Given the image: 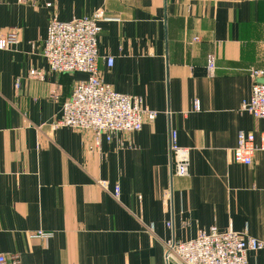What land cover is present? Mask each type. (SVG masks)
I'll return each mask as SVG.
<instances>
[{"label": "crops", "instance_id": "0c3cea01", "mask_svg": "<svg viewBox=\"0 0 264 264\" xmlns=\"http://www.w3.org/2000/svg\"><path fill=\"white\" fill-rule=\"evenodd\" d=\"M97 10L101 80L155 113L139 132L99 146L53 130L86 76L52 73L42 56L49 20ZM13 31L17 43L0 50V254L20 264H166V242L213 226L264 243V153L250 166L231 157L239 132L260 142L262 123L241 105L249 70L264 67V0H0V38ZM170 130L189 149L185 178L172 176ZM246 257L264 264V249Z\"/></svg>", "mask_w": 264, "mask_h": 264}, {"label": "built area", "instance_id": "2783aa9c", "mask_svg": "<svg viewBox=\"0 0 264 264\" xmlns=\"http://www.w3.org/2000/svg\"><path fill=\"white\" fill-rule=\"evenodd\" d=\"M27 0H18L26 2ZM46 2L47 0H41ZM47 7L49 3L45 4ZM105 12L97 10L90 16L74 18L68 22L51 19L48 22L42 56L50 72L55 74H84L86 78L74 83L71 94L61 106L60 118L52 123L53 130L67 128L90 135L94 145L99 146L102 138L107 142L120 133H136L142 129L145 119L153 120L155 113L145 108L140 96L120 94L105 84L100 77L97 44ZM16 31L0 38V50L17 43ZM193 41H198L193 38ZM110 68L111 58L105 60ZM216 70L215 57L207 58L206 71L213 76ZM253 80L251 94L241 105L247 112L262 123L259 144L253 134L239 132L236 146L232 150V160L236 164L250 166L256 152L264 153V67L251 68ZM31 80H43L40 71L30 70ZM20 80L14 87L18 89ZM199 102H193V110L199 111ZM169 150L172 176L185 178L189 175V149L177 144L175 130L169 132ZM97 185L108 191V183L100 180ZM112 196L119 197V187L115 186ZM166 226L170 228V223ZM34 238L47 240L52 234L38 232ZM264 249V243L249 237L246 232L227 230L219 232L215 226L207 231H199L195 238L185 242L170 240L165 245L166 264H247V252ZM0 264H20L17 257L7 258L0 254Z\"/></svg>", "mask_w": 264, "mask_h": 264}]
</instances>
